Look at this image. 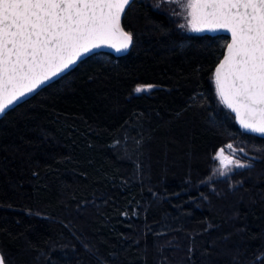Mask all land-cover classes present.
I'll return each instance as SVG.
<instances>
[{
  "label": "trees",
  "instance_id": "16d2710c",
  "mask_svg": "<svg viewBox=\"0 0 264 264\" xmlns=\"http://www.w3.org/2000/svg\"><path fill=\"white\" fill-rule=\"evenodd\" d=\"M176 8L133 0L127 55L93 54L0 118L6 264H264V137L216 96L229 37L185 32ZM229 143L248 166L220 176Z\"/></svg>",
  "mask_w": 264,
  "mask_h": 264
},
{
  "label": "snow or ice",
  "instance_id": "6c2138e0",
  "mask_svg": "<svg viewBox=\"0 0 264 264\" xmlns=\"http://www.w3.org/2000/svg\"><path fill=\"white\" fill-rule=\"evenodd\" d=\"M130 3L0 0V114L84 55L101 47L126 51L133 36L121 21ZM183 7L186 25L181 27L231 34L215 68L216 96L241 129L264 135V0H186ZM235 156L231 143L216 152L220 175L248 166Z\"/></svg>",
  "mask_w": 264,
  "mask_h": 264
},
{
  "label": "water",
  "instance_id": "95a60500",
  "mask_svg": "<svg viewBox=\"0 0 264 264\" xmlns=\"http://www.w3.org/2000/svg\"><path fill=\"white\" fill-rule=\"evenodd\" d=\"M133 0H131V2H132ZM127 9V8H126ZM122 19H123V17H122ZM121 23H122V21H121ZM122 26H123V24H122ZM125 30V29H124ZM126 31V30H125ZM207 34H209V35H227L228 37H229V42H230V40H231V34L230 33H228L227 31H216V32H207V31H205ZM228 42V43H229ZM132 45H133V42H132V44L129 46V48L126 50V51H121V52H117V51H115L113 48H111V47H101V48H99V49H97V50H95V51H93V52H91V53H89V54H87V55H84L81 59H79V60H77L76 61V63H74L70 68H68L67 70H65V71H63L60 75H58V76H54V77H52L50 80H48L47 82H45L44 84H42L36 91H34V92H31L30 94H28V95H26V96H24L22 99H20L18 102H16L14 105H12L11 107H9V108H7L6 110H5V112L3 113V114H0V118H2L10 109H12V108H14V107H16L17 105H19L20 103H22V102H24V101H26V100H28L29 98H31V97H33L34 95H36L42 88H44V87H46V86H48L49 84H51L52 82H54V81H56V80H58L59 78H61L62 76H64L65 74H67L68 72H70L71 70H73L74 68H76L77 66H78V64L81 62V61H83V60H85L86 58H88L89 56H91V55H93V54H96V53H99V52H106V53H110V54H113L114 56H116V57H122V56H125V55H127L129 52H130V50H131V48H132ZM225 51H226V48H225ZM225 51H224V53H225ZM223 58V57H222ZM221 58V59H222ZM75 59V58H74ZM218 65V64H217ZM217 67V66H216ZM52 74L51 73H49V76H51ZM7 102H8V100H7V96L5 97V103L7 104ZM232 114L235 116V114L232 112ZM240 126V125H239ZM249 133H252V132H249ZM252 134H255V135H259V134H256V133H252ZM259 136H262V137H264V135H259ZM0 255H3V253L0 251ZM3 257H4V255H3ZM5 260V259H4ZM6 264V263H5Z\"/></svg>",
  "mask_w": 264,
  "mask_h": 264
},
{
  "label": "rangeland",
  "instance_id": "374dc122",
  "mask_svg": "<svg viewBox=\"0 0 264 264\" xmlns=\"http://www.w3.org/2000/svg\"><path fill=\"white\" fill-rule=\"evenodd\" d=\"M169 3H174L176 4L177 8H176V13L179 14L180 16V27L181 25H186V20H185V15H186V11L183 7V4L186 3V0H165ZM185 32H188V33H196V32H193V31H190L189 28L187 26L185 27H181ZM140 87V88H143L145 89L144 91H141V92H137L136 89ZM155 88H157L156 85L154 84H140V85H137L135 88H134V94H142V93H151ZM219 168H220V165H219V162H218V165H217V174L220 175L219 173ZM234 169H236L235 167L232 168L231 171H233ZM231 171H229L228 173H230ZM227 173V174H228ZM222 176V175H220ZM224 176V175H223Z\"/></svg>",
  "mask_w": 264,
  "mask_h": 264
}]
</instances>
